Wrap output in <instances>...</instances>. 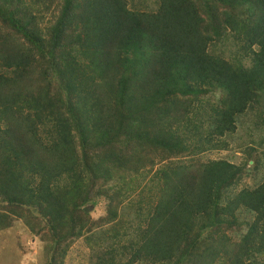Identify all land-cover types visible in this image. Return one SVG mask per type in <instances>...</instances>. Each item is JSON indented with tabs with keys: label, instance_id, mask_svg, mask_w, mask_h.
<instances>
[{
	"label": "trees",
	"instance_id": "trees-1",
	"mask_svg": "<svg viewBox=\"0 0 264 264\" xmlns=\"http://www.w3.org/2000/svg\"><path fill=\"white\" fill-rule=\"evenodd\" d=\"M247 116L261 147L264 0H0V233L41 264L79 239L94 264H264V155L204 157Z\"/></svg>",
	"mask_w": 264,
	"mask_h": 264
},
{
	"label": "rangeland",
	"instance_id": "rangeland-1",
	"mask_svg": "<svg viewBox=\"0 0 264 264\" xmlns=\"http://www.w3.org/2000/svg\"><path fill=\"white\" fill-rule=\"evenodd\" d=\"M250 116L241 117L238 122V128L234 135L227 137L229 148L226 151H213L205 154V159H219L229 158L231 155L239 157L243 155L242 150L250 145L256 147L260 156L264 155V145L259 147L251 143H257L260 131L253 130L252 121ZM264 157V156H263ZM237 161L238 158H235ZM264 172L260 171L259 174L249 176L245 179V185L252 186L255 180H259ZM90 207H88V210ZM94 209L89 210L94 218L104 214L103 205H99ZM128 215L133 219L132 213ZM104 246V245H103ZM105 247V246H104ZM104 247L99 249H91L85 242L78 240L72 244L63 264H94L96 255H100L104 251ZM42 243L36 238H32L27 232L22 223H17L13 228L0 233V264H41Z\"/></svg>",
	"mask_w": 264,
	"mask_h": 264
},
{
	"label": "water",
	"instance_id": "water-1",
	"mask_svg": "<svg viewBox=\"0 0 264 264\" xmlns=\"http://www.w3.org/2000/svg\"><path fill=\"white\" fill-rule=\"evenodd\" d=\"M89 210H91V208ZM89 210L88 209H85L84 211L87 213Z\"/></svg>",
	"mask_w": 264,
	"mask_h": 264
}]
</instances>
